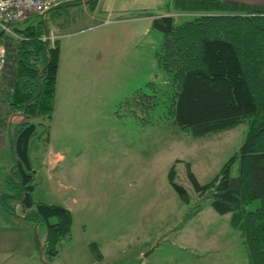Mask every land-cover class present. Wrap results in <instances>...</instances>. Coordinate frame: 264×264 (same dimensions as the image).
<instances>
[{"label": "rangeland", "instance_id": "374dc122", "mask_svg": "<svg viewBox=\"0 0 264 264\" xmlns=\"http://www.w3.org/2000/svg\"><path fill=\"white\" fill-rule=\"evenodd\" d=\"M164 11L173 12L171 0L70 2L14 24V34L3 41L9 52L8 64L0 73V126L7 128L10 119L13 124L27 119L23 112L6 109L17 75L20 43L26 36L37 35L42 43L48 42L42 37L49 32L57 36L53 39L59 53L55 112L48 119L45 115L28 117L36 123V134L28 142L34 172L32 197L60 204L71 214L69 236L57 243V254L51 258L56 264H91L95 259L91 244L107 250L109 264L142 257L146 245L177 226L193 228V238L201 246L178 253L175 245L162 243L147 260L156 259V264L173 259L182 264H248L246 246L239 230L230 225V213H216L204 195L195 193L185 169L189 162L203 184L228 158L236 156L231 168L236 173L237 151L248 121L193 137L165 113L164 100L150 108L148 82L163 87L169 80L156 62L162 33L151 27L152 17ZM182 13L175 14L177 21L185 19ZM28 27L32 32L24 30ZM49 150L63 156L50 171L57 175L51 180L42 164ZM172 165L175 181L189 195L187 203L168 180ZM57 180L64 187L59 188ZM10 216L5 224L10 240L21 242L24 231L19 225H27L36 243L34 258L41 259L44 225L35 227ZM225 237L227 242L222 241ZM193 252L201 255L198 261Z\"/></svg>", "mask_w": 264, "mask_h": 264}, {"label": "trees", "instance_id": "16d2710c", "mask_svg": "<svg viewBox=\"0 0 264 264\" xmlns=\"http://www.w3.org/2000/svg\"><path fill=\"white\" fill-rule=\"evenodd\" d=\"M171 1L173 12L190 14L182 13L185 19L180 21L175 14L151 19V27L162 33L155 54L157 66L169 80L163 87L148 82L150 108L164 100L165 113L193 137L248 121L237 151L236 173H231L236 156L228 158L217 174L203 184L189 162L185 169L195 193L204 195L216 213H230V225L239 230L246 246L248 264H264V5L222 0ZM24 30L32 32L29 27ZM26 37L19 46L17 75L6 109L23 112L27 119L7 129L11 169L0 173V209L14 214L10 203H18L27 223L43 224L44 243L39 247L50 259L57 254V243L69 236L71 214L60 204L32 197L34 172L28 142L36 134V123L28 117L51 116L59 53L56 40L51 47L37 35ZM4 130L0 126V132ZM174 175L172 165L168 180L187 203L189 195ZM91 245L94 258L100 260L99 250Z\"/></svg>", "mask_w": 264, "mask_h": 264}, {"label": "crops", "instance_id": "0c3cea01", "mask_svg": "<svg viewBox=\"0 0 264 264\" xmlns=\"http://www.w3.org/2000/svg\"><path fill=\"white\" fill-rule=\"evenodd\" d=\"M87 1L90 2L92 0H86L85 2ZM222 1L264 5V0H222ZM173 13L174 12H171V11H164L158 15H172ZM185 14H188V13H185ZM55 108H56V104H54V110H53L52 115L55 112ZM11 120L12 119L9 120L11 124L9 122L6 123V126H7L6 130L0 132V155L3 156V159H1L0 161V172L11 169V166H10V153L11 152L9 149L10 136L7 130L10 126L15 125L13 124V121L11 122ZM62 159H63L62 154L60 153L56 154V153L51 152L50 150L48 151L47 156L44 159V162L42 163L46 166L45 170L48 173V179L51 180L54 178V176L55 177L57 176L56 174L50 173V171L54 170L57 166V162L61 161ZM57 182L59 184V188L64 187L61 185L59 180H57ZM13 208H14V214L9 213L8 211L7 212L1 211L0 209V264H56L57 263L56 260H52L51 258L47 259L42 253L40 255L41 259L37 260L34 258L33 249L35 248L36 243L34 242V239L32 237V232L30 228H27V225H24V224L19 225L21 228V232L24 231L21 242H12L10 240L9 238L10 230H8L7 226L5 225V224H8L6 219L10 218L11 217L10 214H11L13 215V218L17 219V221H20V222L25 221L24 214L22 213L23 210H22L21 205L18 203H14ZM20 222H18V224ZM36 225L37 224H35L34 226L36 227ZM4 228H7V229H4ZM169 231L170 230H168V232L167 231L161 232L159 237L155 241L157 243L153 242L152 244H149L151 245L150 246L151 249L149 250V252H146V250H148V248L150 247H148L149 245H146V249L142 253V257H139V255H135L132 257L131 260L126 261V262L121 261V260H119L118 262L117 261H113V262H116V264H131V263H136L138 261L139 264H156L157 263L156 259L147 260L146 258L148 254L152 253L155 248L160 247L162 243L175 245L176 248H174V250L177 251L178 253L182 252L181 251L182 249H190L198 245L201 246L200 240L197 237L193 238V236L195 235L193 232V228L184 229V228H178L177 226L175 227V229L172 230L171 233H169ZM3 232L6 233L5 236H2ZM228 239L229 238L225 237V239H223L222 241L227 242ZM43 243H44V238L40 246H42ZM98 250L101 255L100 261L102 262L111 261L112 262V260L108 259L109 253L107 252L106 249L101 247ZM179 256H181V254H179ZM192 256L196 261H198L199 260L198 258L201 255L197 254L196 252H193ZM172 263L182 264V261L178 259H173ZM172 263H165V264H172Z\"/></svg>", "mask_w": 264, "mask_h": 264}, {"label": "built area", "instance_id": "2783aa9c", "mask_svg": "<svg viewBox=\"0 0 264 264\" xmlns=\"http://www.w3.org/2000/svg\"><path fill=\"white\" fill-rule=\"evenodd\" d=\"M81 1L84 3L86 0H0V73H2L8 64L9 47L3 43L6 35L14 34L12 26L21 23L32 15L44 16L52 9L70 2ZM43 36V40H48L49 46L53 47V36L51 32ZM56 40V39H55ZM46 43V42H45ZM91 264H109L100 260L94 259Z\"/></svg>", "mask_w": 264, "mask_h": 264}, {"label": "water", "instance_id": "95a60500", "mask_svg": "<svg viewBox=\"0 0 264 264\" xmlns=\"http://www.w3.org/2000/svg\"><path fill=\"white\" fill-rule=\"evenodd\" d=\"M23 114V113H22Z\"/></svg>", "mask_w": 264, "mask_h": 264}]
</instances>
